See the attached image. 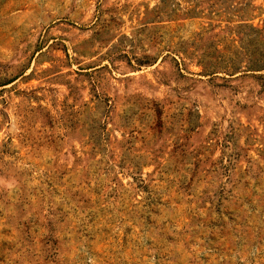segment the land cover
<instances>
[{"label":"rangeland","instance_id":"374dc122","mask_svg":"<svg viewBox=\"0 0 264 264\" xmlns=\"http://www.w3.org/2000/svg\"><path fill=\"white\" fill-rule=\"evenodd\" d=\"M0 264H264V0H0Z\"/></svg>","mask_w":264,"mask_h":264},{"label":"trees","instance_id":"16d2710c","mask_svg":"<svg viewBox=\"0 0 264 264\" xmlns=\"http://www.w3.org/2000/svg\"><path fill=\"white\" fill-rule=\"evenodd\" d=\"M255 67H257V65H255Z\"/></svg>","mask_w":264,"mask_h":264}]
</instances>
